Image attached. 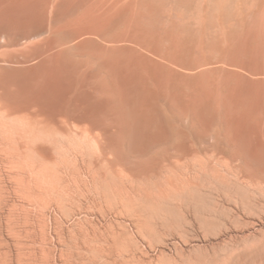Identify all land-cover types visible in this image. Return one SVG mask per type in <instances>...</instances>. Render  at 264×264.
I'll use <instances>...</instances> for the list:
<instances>
[{
    "label": "bare ground",
    "instance_id": "1",
    "mask_svg": "<svg viewBox=\"0 0 264 264\" xmlns=\"http://www.w3.org/2000/svg\"><path fill=\"white\" fill-rule=\"evenodd\" d=\"M152 13L144 0H0V32L37 62L8 89L13 132L20 119L40 154L29 160L54 185L88 186L132 163L173 186L264 182V16L224 38L220 20L192 37ZM153 143L168 154L161 165Z\"/></svg>",
    "mask_w": 264,
    "mask_h": 264
},
{
    "label": "rangeland",
    "instance_id": "2",
    "mask_svg": "<svg viewBox=\"0 0 264 264\" xmlns=\"http://www.w3.org/2000/svg\"><path fill=\"white\" fill-rule=\"evenodd\" d=\"M144 2L153 11L151 21L180 24V33L192 37L200 34L202 21L220 20L225 38L256 14L264 16V0ZM4 34L0 32V75L5 74L0 76V88H5L0 94V264H264L263 181L233 178L219 184L201 178L191 187L173 186L163 169L144 170L133 163L130 171L111 173L88 186L46 181L44 168L30 161L40 154L31 151L20 119V134L13 132L8 100L10 91L24 86L26 67L37 62L18 53L29 44L20 40L12 46ZM8 81L16 82L15 88ZM153 144L151 162L161 165L168 154L161 151L162 144ZM121 180L127 186L120 188Z\"/></svg>",
    "mask_w": 264,
    "mask_h": 264
}]
</instances>
